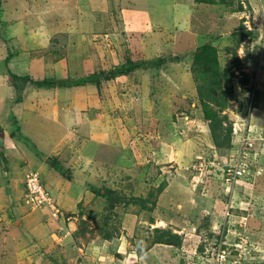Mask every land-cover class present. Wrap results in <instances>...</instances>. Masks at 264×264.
<instances>
[{"label":"rangeland","instance_id":"obj_1","mask_svg":"<svg viewBox=\"0 0 264 264\" xmlns=\"http://www.w3.org/2000/svg\"><path fill=\"white\" fill-rule=\"evenodd\" d=\"M10 2L0 0V264H211L221 238L226 263L264 264V0ZM205 43L223 67L214 88L230 99L221 129L193 72ZM177 56L100 88L29 83L21 102L8 68L79 78ZM241 165L248 177L231 182ZM32 173L46 195L37 203ZM162 229L172 240L154 242Z\"/></svg>","mask_w":264,"mask_h":264},{"label":"trees","instance_id":"obj_2","mask_svg":"<svg viewBox=\"0 0 264 264\" xmlns=\"http://www.w3.org/2000/svg\"><path fill=\"white\" fill-rule=\"evenodd\" d=\"M205 1L214 2V0H205ZM216 2L225 4L227 3V0H216ZM180 57L178 56L177 58L176 57L175 58L159 57L156 59L140 60V61L139 60L135 61L130 58L126 62L121 63L120 65H117L109 70H101L100 72H93L85 77H79V78H74V77H67V78H60V79H55L51 77L35 78L29 73L18 74V73H15L13 70H11L10 66L8 68H9L10 75L12 77L11 78L12 85L19 92V96L17 97V102H21L23 100L22 94L29 83L33 85H37L38 87H53V86L71 87V86H80V85H85L87 83H91L94 86L100 88L102 83L110 79H114L122 75H128L134 70H137L139 68H147L150 66L163 64L167 62L169 59L177 60V59H180ZM9 61H10V57H7V60H6L7 65L9 64ZM193 64L195 65L193 69L195 76L197 75L202 83L206 84V86L209 84V87H211L212 90L215 91L213 94H211L212 90L209 91L208 95H206V92H203V90L201 91V95L203 98L202 99L203 111H204L205 117L206 119L211 120L210 122L213 128L221 129L223 128V122H224L223 117H225V119L227 118L226 117L227 115L223 114V111L225 107L228 106L230 99H228V96L226 98L225 95H222L220 93V90L216 92V88H214V87L220 86L221 77L224 74L223 67L219 60L218 48H216L213 44H210V43H205L201 45L194 52V63ZM247 80H248L247 77H245V80L243 79L244 82H247ZM253 89H254V94H255L256 89L255 88ZM231 97H233L232 94H231ZM212 102L217 104V108L211 106ZM253 102H252V106L257 107V104H253ZM16 127L18 128L19 125L17 124ZM231 132H232V127L228 126L226 137H224L226 138V140L224 139L222 140L220 138V140L218 139L216 143L220 146L223 145L225 142H228L229 144L230 138H231L230 136ZM21 138L23 140L27 139V138H23V136H21ZM26 141L30 142V140H26ZM31 146H32V149L35 151V153H37L40 159L43 160L45 163H47L48 165L52 167H55L56 169H58L65 175H68L70 173L69 170L64 171L63 167L57 162L55 158L42 154L40 151H38V149L35 148L34 144ZM233 174L235 175V171ZM236 177L237 179L238 178L242 179V178H247L248 176L242 173V174H236ZM109 192L113 194H110ZM109 192L106 194L108 201L112 199L111 201L114 202V201H119V200L124 199L123 198L124 196L122 197L118 195V193H116L115 191L111 189ZM113 202H111V205L113 204ZM155 232H157V234L155 235V238H153L154 242H163V241H166V239L170 241L172 240L170 236L172 237L174 236V235H171L172 231L168 229H162L159 232L158 231H155ZM206 248L207 247H205L204 245H200V250H202L201 252L205 251Z\"/></svg>","mask_w":264,"mask_h":264},{"label":"built area","instance_id":"obj_3","mask_svg":"<svg viewBox=\"0 0 264 264\" xmlns=\"http://www.w3.org/2000/svg\"><path fill=\"white\" fill-rule=\"evenodd\" d=\"M243 152V150H241V153ZM244 172L243 169V165H241L240 167L235 168V175L232 178H229L231 182H234L237 177L236 174H242ZM42 182L40 177L38 176V174H31V176L29 177V179L26 182V188L29 191L30 196V201L32 203H37L36 200L39 202L41 198H44V196H46L44 194L43 191V187H42ZM60 212L58 207L52 208V214H58ZM224 242L222 241V238L219 241V244L216 245L214 247V251L212 252V259H211V264H228L226 263V259L227 257H225V247H224ZM235 248L237 249V247L235 246ZM209 254V253H208ZM225 260H222V259ZM227 262H230V260H228Z\"/></svg>","mask_w":264,"mask_h":264},{"label":"crops","instance_id":"obj_4","mask_svg":"<svg viewBox=\"0 0 264 264\" xmlns=\"http://www.w3.org/2000/svg\"><path fill=\"white\" fill-rule=\"evenodd\" d=\"M10 5L12 6V0H11V2H10ZM14 6V5H13ZM17 8H18V10H16V12L14 11V15L16 16V21H18V22H20L19 20H22V14L20 13V9L21 8H23L22 6H20V7H18V5H15ZM188 6V5H187ZM191 6V5H190ZM189 7V6H188ZM18 22H16V23H18ZM12 70V69H11ZM15 72V71H14ZM16 73V72H15ZM19 74V73H18ZM66 78V77H65ZM23 127V131H25L26 133H27V128H25L26 126H22ZM59 136V135H58ZM58 136H56L55 135V137L53 138V139H51L52 141H54V140H58ZM61 137V138H60ZM64 137H65V135H64ZM59 138H60V140L62 139V136L60 135L59 136ZM51 141V142H52ZM37 149V148H36ZM33 150V149H32ZM34 151V150H33ZM39 151V150H38ZM35 152V151H34ZM93 156V155H92ZM39 163H41V162H39ZM40 166L42 167L41 168V170H44L46 173H48V176H50L49 174L52 172V171H49L48 169H47V167H45L43 164H40ZM44 167V168H43ZM40 168V167H39ZM50 178V177H49ZM51 183V182H50ZM49 186L52 188V189H54V190H56L58 193H59V188H58V182H57V178L55 179V181H53L51 184H49ZM57 187V188H56ZM1 191H3V188H1L0 189ZM61 191V190H60ZM66 196H68V195H66V192L64 193V198H66ZM69 197V196H68ZM71 200L73 199L72 197L70 198Z\"/></svg>","mask_w":264,"mask_h":264}]
</instances>
